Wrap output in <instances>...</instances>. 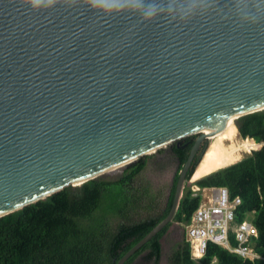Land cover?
<instances>
[{
  "label": "water",
  "instance_id": "obj_1",
  "mask_svg": "<svg viewBox=\"0 0 264 264\" xmlns=\"http://www.w3.org/2000/svg\"><path fill=\"white\" fill-rule=\"evenodd\" d=\"M131 3L0 0V216L196 134L167 214L116 264L172 219L208 132L264 108V0L104 10Z\"/></svg>",
  "mask_w": 264,
  "mask_h": 264
},
{
  "label": "trees",
  "instance_id": "obj_2",
  "mask_svg": "<svg viewBox=\"0 0 264 264\" xmlns=\"http://www.w3.org/2000/svg\"><path fill=\"white\" fill-rule=\"evenodd\" d=\"M234 121L237 129L230 147L237 130L240 136L250 137L243 143L246 148L255 147L258 142L261 145L236 161L210 170H206L203 157L198 168L194 169L205 147L203 143L186 173L172 219L130 254L123 264L159 263L161 238L172 222L187 224L201 200L199 192L193 194L192 183L200 188L225 185L231 197L239 195L241 202L235 209V219L240 221L247 211L254 210L257 236L253 249L264 255V108L242 114ZM195 135H187L140 156L123 166L115 177L101 174L79 184H68L0 216V264H116L129 247L167 214L178 172ZM235 146L239 156L241 144L235 142L233 149ZM159 152L162 156L157 158L155 155ZM148 160L160 169L169 163L175 164L166 192L162 188L155 190L138 179ZM190 176L195 179L192 183L188 182ZM104 196L108 199L107 209L103 210L97 223L98 212L94 211ZM133 214L137 218H132ZM112 216L118 217L113 224ZM230 241L236 243L233 233H230ZM213 256L217 258L215 264H264L263 258H243L208 241L200 261L208 264ZM169 258L171 264H199L190 255L185 231L173 246Z\"/></svg>",
  "mask_w": 264,
  "mask_h": 264
},
{
  "label": "built area",
  "instance_id": "obj_3",
  "mask_svg": "<svg viewBox=\"0 0 264 264\" xmlns=\"http://www.w3.org/2000/svg\"><path fill=\"white\" fill-rule=\"evenodd\" d=\"M191 188L193 194L199 192L201 196L185 228V238L190 245V255L196 262L203 264L200 258L206 251L208 241L244 257L260 256L253 249L254 237L257 236L253 216L247 218V214L254 213V210L247 211L240 221L235 219V209L241 202L239 195L231 197L225 185L200 188L196 184H191ZM230 233H233L236 241L234 244L230 241ZM215 263L216 257L213 256L208 264Z\"/></svg>",
  "mask_w": 264,
  "mask_h": 264
},
{
  "label": "rangeland",
  "instance_id": "obj_4",
  "mask_svg": "<svg viewBox=\"0 0 264 264\" xmlns=\"http://www.w3.org/2000/svg\"><path fill=\"white\" fill-rule=\"evenodd\" d=\"M236 129H237V127L235 125V121L233 122V120H232L219 133H217L211 137H207L206 145L204 144L205 147L201 153V157H202L203 152L206 150V153L204 156V161H205L204 165L206 167V170L221 167L222 165L224 166L225 164L236 161L239 158H241L242 156L249 153L253 148L259 147L261 145V143L258 142L257 146L252 147V148H246L243 145V143H244L246 138H250V137L240 136V134L237 130L236 136L233 139V141H234V143L237 142L238 144H241V147L239 149V156H238V152L236 149L237 147L235 146V149H233L234 143H233V146L230 147L231 141H232V135L234 132H236ZM208 145H209V147L207 148ZM236 155L238 157H236ZM155 156L157 158H160L162 156V153L161 152L156 153ZM122 167L123 166L115 168L114 170H111V171H107V172L103 173V175H106L108 177H115L121 172ZM174 169H175V164L173 162L171 164L169 163L163 169H160L159 167H156L153 164L152 160H148L146 167L139 174L138 179L150 184L151 187L154 188L155 190H157L158 188H162L166 192L168 189L169 183L171 182V178H172ZM190 178H191V176H190ZM190 178H189L188 182L192 183L194 180L191 181ZM193 184L194 183H192V185ZM107 201H108V199L105 196L102 197L100 204H99V207L94 211V213L98 212L97 223L102 216L103 210L107 209V204H108ZM253 215H254V213L249 212L247 214V218H251ZM132 218H134V219L137 218V215L133 214ZM117 219H118V217L112 216L111 217L112 224ZM185 228H186V224H184V223H179L176 221L171 223V225L167 229L166 233L161 238L162 252H161V257H160L158 264H171L170 258H169L170 253L172 251L173 246L176 244V242L182 238L183 232L185 231Z\"/></svg>",
  "mask_w": 264,
  "mask_h": 264
},
{
  "label": "clouds",
  "instance_id": "obj_5",
  "mask_svg": "<svg viewBox=\"0 0 264 264\" xmlns=\"http://www.w3.org/2000/svg\"><path fill=\"white\" fill-rule=\"evenodd\" d=\"M24 3H29L33 7L38 6L39 0H23ZM88 3H90L93 7H97V0H87ZM47 3L49 6L56 3V0H47ZM125 8L131 11H137L140 12L141 15L147 20L153 18L158 11V8L154 5L149 6L147 9H145L143 0H132V3L130 5H124L122 7H114V8H105L104 10L107 12H120L124 11Z\"/></svg>",
  "mask_w": 264,
  "mask_h": 264
},
{
  "label": "bare ground",
  "instance_id": "obj_6",
  "mask_svg": "<svg viewBox=\"0 0 264 264\" xmlns=\"http://www.w3.org/2000/svg\"><path fill=\"white\" fill-rule=\"evenodd\" d=\"M232 120L230 119L229 121H228V123L224 126V127H222L219 131H217V132H215V133H211L212 131H210V132H208L206 129H203V130H205L206 132H208V137H211V136H213V135H215V134H217V133H219L222 129H224L230 122H231ZM208 147H209V145H208ZM207 147V148H208ZM203 159V158H202ZM202 161V160H201ZM201 163V162H200ZM199 163V164H200ZM199 164L197 165V167H196V169L198 168V166H199ZM196 171V170H195ZM194 174H195V172H194ZM194 174H193V176H194ZM193 176L191 177L192 179H193Z\"/></svg>",
  "mask_w": 264,
  "mask_h": 264
},
{
  "label": "crops",
  "instance_id": "obj_7",
  "mask_svg": "<svg viewBox=\"0 0 264 264\" xmlns=\"http://www.w3.org/2000/svg\"><path fill=\"white\" fill-rule=\"evenodd\" d=\"M207 188V187H206ZM254 216V215H253ZM253 243H254V241H253ZM236 253V252H235ZM238 254V253H237ZM240 255V254H239ZM240 256H242V255H240ZM264 255H261L260 254V256H258V257H260V258H263L264 259V257H263ZM243 258H249V259H253V258H250V257H244V256H242ZM254 258H256V257H254ZM216 261H217V258H216Z\"/></svg>",
  "mask_w": 264,
  "mask_h": 264
},
{
  "label": "flooded vegetation",
  "instance_id": "obj_8",
  "mask_svg": "<svg viewBox=\"0 0 264 264\" xmlns=\"http://www.w3.org/2000/svg\"><path fill=\"white\" fill-rule=\"evenodd\" d=\"M201 145H202V144H201ZM207 147H208V146H207ZM200 149H201V146L199 147L198 151H200ZM206 149H207V148H206ZM198 151H197V152H198ZM205 153H206V150H205V152H204L202 158L204 157Z\"/></svg>",
  "mask_w": 264,
  "mask_h": 264
}]
</instances>
